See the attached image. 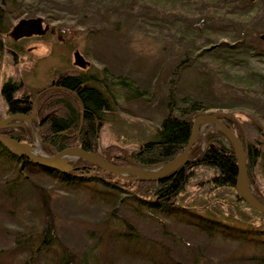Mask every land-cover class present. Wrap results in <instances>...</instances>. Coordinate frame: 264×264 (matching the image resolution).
I'll return each instance as SVG.
<instances>
[{
	"label": "trees",
	"instance_id": "trees-1",
	"mask_svg": "<svg viewBox=\"0 0 264 264\" xmlns=\"http://www.w3.org/2000/svg\"><path fill=\"white\" fill-rule=\"evenodd\" d=\"M125 1L130 7L137 3L141 6L145 2ZM185 1L162 0V3L157 5L161 15H168L174 23L179 22L176 18L180 11L185 10L181 22L189 19L190 24L185 28L191 30L194 36L192 40L189 39L191 41L183 54L175 55L176 63L169 75L165 91V115L161 118L152 140L143 142L133 150L116 146L102 148L99 141L100 128L105 113L110 112L111 104L117 96L108 85L117 87L118 92L125 97L145 96L130 79L122 76L113 78L107 76L105 71L104 78L108 85L97 80L96 75L61 74L55 79L53 87L32 95L23 93L20 83L8 80L1 87L6 101V114L8 117L35 115L41 151L45 156H52L66 148L78 147L113 166L155 168L180 154L188 140L192 121L208 109L196 96L177 99V85L182 74L193 70L200 76L199 80L209 79V82L214 77L218 78L224 83L225 91L231 99L241 101L244 106L227 107L226 113L207 114H215L246 148L248 186L253 196L264 203V191L258 179V171H264V138L261 136L263 127L258 121L259 117L264 116V50L257 49L256 44L251 43L252 39H258L259 35L264 34V0H197V4L191 3L189 6ZM8 3L9 0H1L2 37L8 35L12 28L8 26L5 31L3 26L6 20H9ZM232 7L239 12L232 13ZM224 20L229 24L220 26ZM195 63L200 66H194ZM18 94L22 97L16 100ZM209 128L206 126L199 132L187 154L188 162L156 182L120 180L80 159L68 161L70 170L60 173L34 165L23 158L18 159L0 144V157L20 164L13 179L0 181V191L8 201L18 199L23 184L28 185V180L22 178L23 167L40 171L65 188L80 187L91 194L108 196L112 204L116 205L114 212L124 208L134 215L159 213L181 216L188 222L185 217L187 213L182 214L184 212L177 205V198L186 191L194 178L195 170L204 169L210 171L202 186L206 190L208 200L213 197L222 204L224 201L226 206L236 210V218L239 220L237 224H233L199 216L195 218L197 227L224 242H237L231 255L226 258L231 264H264V215L252 210L236 196L234 152L219 132ZM0 135L33 147L31 130L24 125H10L0 130ZM32 187L37 192L38 188ZM38 195L41 200L40 217L43 224L39 229H31L28 223H22V230L10 233L13 247L5 252L14 257L9 264H15L17 255L22 254L25 257L22 264H35L41 254L44 256H41V264H93V256L87 257V253H84L76 258L60 244L54 218L48 208L49 196L40 189ZM112 221H115V218L113 213H110L101 232L106 233L110 229L122 227V232L113 237H118L125 253H132V257H135L142 237L133 232L126 222H118L116 225ZM31 225L34 226L33 223ZM102 237L103 235H100L97 238L95 249L102 243ZM190 257L193 262L196 261L195 257ZM166 259V256L165 259L162 257L159 264H174ZM3 263L4 260H0V264Z\"/></svg>",
	"mask_w": 264,
	"mask_h": 264
},
{
	"label": "rangeland",
	"instance_id": "rangeland-1",
	"mask_svg": "<svg viewBox=\"0 0 264 264\" xmlns=\"http://www.w3.org/2000/svg\"><path fill=\"white\" fill-rule=\"evenodd\" d=\"M90 1L9 0V20L3 25L5 31L22 19L41 18L48 29L55 28L60 36L57 38L54 33L20 41H13L10 34L0 36V121L8 117L1 93L2 84L8 80L20 83L23 93L32 95L53 87L55 79L61 74L96 75L97 80L108 85L105 71L113 78L122 76L130 79L145 94L141 98L125 97L117 87L108 85L117 96L110 112L104 115L100 145L102 148L116 146L133 150L154 138L165 115V91L176 63L175 55H182L194 36L191 30L185 28L190 21L184 19L181 22L185 10L180 11L176 18L181 24L174 23L168 15H161L157 5L162 0H145L141 6L131 3V7L125 0ZM197 2L185 1L188 6ZM230 11L239 12L234 7ZM224 21L220 26L229 24ZM251 43L264 50L258 39H252ZM75 51L87 63L83 69L73 65ZM194 66L200 64L195 63ZM199 77L196 71L184 72L178 80L177 99L196 96L208 107L204 114L226 113L227 107L244 106L241 101L231 99L224 83L218 78L214 77L209 84V79L199 80ZM21 97V94L17 95V98ZM258 121L264 134V116ZM11 124L24 125L31 130L33 148L36 143L40 144L36 119H17ZM209 129L212 130L211 127ZM39 152L43 156L41 145ZM19 167L20 164L0 157V181L13 179ZM22 171V178L28 180V185L23 184L18 199L8 201L0 191V260H4L3 264L11 263L14 257L5 252L13 247L10 233L22 230V223H28L31 229H39L43 224L38 189L49 196L48 208L53 215L60 244L76 258L87 253V257L93 256V264H159L166 256L174 264H231L226 258L237 242H224L215 235L200 231L195 223V218L199 216L233 224L239 220L236 210L226 206L224 201L222 204L213 197L208 200L202 186L210 171L195 170L186 191L177 198V205L184 212L182 214H188H185L188 222L181 216L159 213L134 215L124 208L114 212L116 205L108 196L91 194L80 187L65 188L35 169L22 167ZM258 179L264 191V171H258ZM32 186L38 188L37 192ZM110 213L115 218L112 222L116 225L126 222L133 232L142 237L135 257L132 253H125L118 237H113L122 232V227L101 232ZM100 235H103L102 243L95 249ZM41 256L44 257L39 255L35 264L42 263ZM190 256L196 261L193 262ZM15 259V264H22L25 257L22 254Z\"/></svg>",
	"mask_w": 264,
	"mask_h": 264
},
{
	"label": "water",
	"instance_id": "water-1",
	"mask_svg": "<svg viewBox=\"0 0 264 264\" xmlns=\"http://www.w3.org/2000/svg\"><path fill=\"white\" fill-rule=\"evenodd\" d=\"M47 30V26H44L43 28L41 18L22 19L18 21V23L11 30L10 38L14 41H17L19 39L28 38L34 35L42 36ZM49 30L52 32L54 28L50 27ZM59 36L60 33H58L57 38ZM258 40L264 45V34L259 35ZM72 56L73 65L75 67L83 69L87 66V63L82 59L78 52L75 51ZM33 118L35 119L34 115L30 117L24 115L9 116L0 121V130L12 125L11 122L14 120L20 119L29 121ZM202 124H205V126H209L219 132L228 141L234 152L236 160V178L234 182V190L236 196L252 210L264 215V203L258 201L253 196L248 186L245 168L246 148H244L234 136V134L216 118L215 114H202L196 117L191 123L188 140L180 154L166 164L155 168H126L113 166L105 160L99 158L97 155L85 152L78 147L66 148L53 154L52 156H45L43 153V156H37L33 153V147L30 145L21 143L11 138H6L1 135L0 144L18 159L23 158L34 165L60 173L68 172L70 170L68 159H80L114 175L120 180L132 182H156L174 173L181 166L188 162L189 159L187 154L191 146L195 143L198 133L201 129L200 126ZM261 136L264 138L263 133ZM38 145L40 148V144ZM145 170H152L153 172L144 173Z\"/></svg>",
	"mask_w": 264,
	"mask_h": 264
},
{
	"label": "flooded vegetation",
	"instance_id": "flooded-vegetation-1",
	"mask_svg": "<svg viewBox=\"0 0 264 264\" xmlns=\"http://www.w3.org/2000/svg\"><path fill=\"white\" fill-rule=\"evenodd\" d=\"M42 26H43V28H44V22H43V20H42ZM13 28V27H12ZM12 28L10 29V31H9V34L11 33V30H12ZM50 28V27H49ZM56 34V37H57V34H58V32H55V28H54V30L52 31V32H50V30L48 29L45 33H44V35H46V34H50V35H52V34ZM44 35H42V36H37V35H34V36H31V37H28V38H22V39H30V38H33V37H43ZM10 37V36H9ZM22 39H19V40H17V41H20V40H22ZM14 41V40H13ZM52 83H54V82H52ZM4 99V98H3ZM15 99L17 100V99H19V98H17V97H15ZM4 101H5V99H4ZM6 102V101H5Z\"/></svg>",
	"mask_w": 264,
	"mask_h": 264
},
{
	"label": "bare ground",
	"instance_id": "bare-ground-1",
	"mask_svg": "<svg viewBox=\"0 0 264 264\" xmlns=\"http://www.w3.org/2000/svg\"><path fill=\"white\" fill-rule=\"evenodd\" d=\"M203 126H205V124H202L200 126V128H202ZM33 153L37 156H41L40 155V152H39V145L38 143L35 144V147L33 148ZM155 171V170H154ZM150 172H153L152 170H145L144 173H150Z\"/></svg>",
	"mask_w": 264,
	"mask_h": 264
}]
</instances>
